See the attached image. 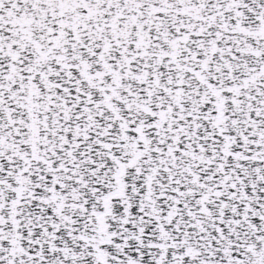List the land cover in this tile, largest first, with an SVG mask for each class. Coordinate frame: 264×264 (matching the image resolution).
Wrapping results in <instances>:
<instances>
[{
  "label": "snow or ice",
  "instance_id": "snow-or-ice-1",
  "mask_svg": "<svg viewBox=\"0 0 264 264\" xmlns=\"http://www.w3.org/2000/svg\"><path fill=\"white\" fill-rule=\"evenodd\" d=\"M0 264H264V0H0Z\"/></svg>",
  "mask_w": 264,
  "mask_h": 264
}]
</instances>
